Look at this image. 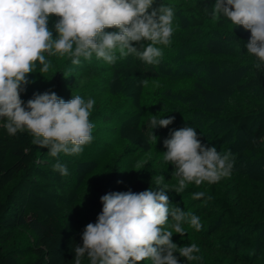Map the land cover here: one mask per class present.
I'll use <instances>...</instances> for the list:
<instances>
[{
    "label": "rangeland",
    "instance_id": "rangeland-1",
    "mask_svg": "<svg viewBox=\"0 0 264 264\" xmlns=\"http://www.w3.org/2000/svg\"><path fill=\"white\" fill-rule=\"evenodd\" d=\"M194 2L155 0L153 7L164 4L174 11L170 44L156 45L162 50L158 64L148 65L133 55L121 57L118 51L113 64L93 54L90 59L80 57L79 65L72 64V58L67 54L61 57L44 53L50 67L42 73V65L36 62L33 72L28 74L32 82L26 86L21 99L26 102L34 93L54 91L65 101L75 95L86 101L95 100L89 116L94 125L93 140L83 146L81 153H60L52 157L48 149L35 145L37 155L42 159L66 165L69 174L64 176L65 185L77 193L74 210L85 209L91 199L98 200L99 194L94 187L118 182L129 185L148 179L155 190L157 178L163 176L162 185L168 186L170 203L200 218L197 213L200 209L192 197L172 191L179 186V178L173 175L174 166L163 160L166 151L163 141L169 138L170 131L186 126L195 128L201 143L215 146L221 154L230 152L234 167L229 177L222 178L219 188L222 193L218 197L208 190L205 182L201 185L187 183L185 188L192 187L209 196L210 208L222 218L227 216L221 208L226 203L246 225L244 233L247 231L255 240L248 249L250 261H244L237 256L242 248L229 254L219 245L220 231L200 235L188 223H183L185 234L173 233V242L178 246L196 244L200 252L195 255L202 259L186 261L179 253L175 255L180 263L186 264H264V229L256 235L250 227L254 224L264 227V141L256 149L247 150L244 144L250 135L234 129L228 120L231 112L264 108L261 93L254 88H240L253 74L256 65L244 46L248 30L237 25L219 29L214 23L205 28L189 27L183 11ZM58 19L55 15L49 17L48 27L54 39L57 36L54 23ZM209 36L211 38L205 41L195 42ZM143 80L148 81L147 85L142 84ZM152 115L175 117L168 127L153 129L157 141L148 139ZM236 192L242 195L243 204ZM173 223L169 217L164 228L171 230ZM43 230L44 222L40 216L22 217L16 229L5 232L3 252L15 257L19 264H33L36 260L34 247ZM139 264H151V261Z\"/></svg>",
    "mask_w": 264,
    "mask_h": 264
},
{
    "label": "clouds",
    "instance_id": "clouds-1",
    "mask_svg": "<svg viewBox=\"0 0 264 264\" xmlns=\"http://www.w3.org/2000/svg\"><path fill=\"white\" fill-rule=\"evenodd\" d=\"M154 3L155 0H0V119L4 120L0 126L10 136L27 131L32 136L31 143L48 149L52 157L81 153L83 146L93 140L94 125L89 116L95 100L75 95L65 101L56 92L45 91L34 93L25 102L21 94L32 82L28 74L37 61L42 65L40 72L48 71L50 61H46L44 53L61 57L67 54L72 64L79 65L80 57L90 59L93 54L113 64L118 51L121 57L133 55L148 65L158 64L162 50L156 45L170 44L174 11L164 4L153 7ZM50 15L59 18L54 23L55 39L48 27ZM211 15L214 19L225 17L250 31L244 46L257 58V71H264V0H215ZM111 28L118 31H105ZM145 41L151 43L145 45ZM174 119L152 115L148 139L157 141L153 129L166 128ZM163 144V160L174 166L173 175L179 178V186L172 189L176 194L183 192L187 183L214 184L232 174V154H221L215 146L201 143L193 127L170 131ZM51 167L61 175L69 174L59 161ZM163 180V176L157 178L155 190L150 187L139 193L128 190L101 196L102 211L95 223L84 228L82 246L71 247L75 252L73 264H83L85 257L89 264H139L145 260L151 264H180L175 253L186 261L201 260L195 255L200 252L196 244L178 246L172 240L173 233L185 234L183 223L197 231L201 224L198 216L170 203ZM204 195L193 193V199ZM169 217L174 221L171 230L164 228Z\"/></svg>",
    "mask_w": 264,
    "mask_h": 264
},
{
    "label": "trees",
    "instance_id": "trees-1",
    "mask_svg": "<svg viewBox=\"0 0 264 264\" xmlns=\"http://www.w3.org/2000/svg\"><path fill=\"white\" fill-rule=\"evenodd\" d=\"M215 0H195L192 5L185 7L184 14L191 28H205L214 23L219 29L233 25L225 17L214 19L211 15ZM207 9V11L205 10ZM224 33V31H222ZM221 33V34H222ZM251 36L250 31L245 36L246 42ZM211 38L200 39L196 43ZM252 55V54H251ZM257 63V58L252 55ZM240 88H254L264 96V71H257L240 85ZM228 120L234 129L249 134L250 138L244 144L247 150H254L264 141V108L251 112H231ZM4 122L0 119V125ZM32 136L27 131L10 136L6 129L0 126V264H19L15 257L3 252L6 242L5 232L16 229L21 218L26 215L43 218L44 230L34 247L36 260L33 264H73L75 252L73 245L82 246L81 234L89 223H95L102 211L100 197L110 192H126L131 190L139 193L152 188L150 180H138L129 185L120 182L115 185H101L96 188L98 200L91 199L88 206L82 210H74L76 190L65 185V177L53 171V163L37 155V149L31 143ZM223 180L205 186L215 196L221 195L220 187ZM198 192L195 188H185L180 194L192 197ZM237 198L243 204L244 199L236 192ZM242 199V200H241ZM200 209V235L208 232H218L219 245L229 254H235L236 248H242L240 260L250 261L249 248L253 246L254 237L244 233L246 225L239 221L236 211L226 203L221 208L227 216L215 214L210 207L209 196L194 199ZM203 204V205H202ZM205 204V205H204ZM202 205V206H201ZM205 213V215H204ZM210 218V220H209ZM261 234L264 227L261 224L250 226ZM264 257V251L262 252ZM264 261V258H263ZM181 262L180 264H184ZM83 264H89L87 257ZM186 264V263H185Z\"/></svg>",
    "mask_w": 264,
    "mask_h": 264
}]
</instances>
